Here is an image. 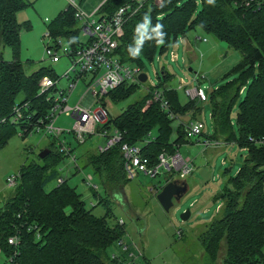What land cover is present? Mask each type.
Here are the masks:
<instances>
[{"label":"trees","instance_id":"16d2710c","mask_svg":"<svg viewBox=\"0 0 264 264\" xmlns=\"http://www.w3.org/2000/svg\"><path fill=\"white\" fill-rule=\"evenodd\" d=\"M128 1L103 0L97 11L108 14ZM25 5V0H0V147L15 124L19 125L21 136L27 135L29 123L43 116L48 107L43 94L37 93L36 82L41 74L49 73V67L39 66L25 73L17 57L19 31L28 24L18 23L14 13ZM147 14L152 25L161 23L167 34L160 52H165L170 40L175 42L178 34L197 26L239 53L238 77L212 88L204 100H208L210 107L212 133L203 135L221 138L224 143L235 140L246 156L235 173L227 177L219 193L218 211L205 223L198 239L210 261L215 259L217 247L222 244L224 254L219 264H264V146L249 139L264 135V0L254 5L252 1L244 4V0H213L211 4L208 0H161L159 4L143 0L122 24L115 48L121 60L141 66L138 57L129 55L128 46L133 43L136 24ZM75 22L73 8L68 4L45 28L55 36L63 31L75 37ZM155 44V40L146 41L143 54L150 58ZM4 47L11 51L9 60L2 57ZM167 74L170 75L161 71L160 85L166 83ZM137 86L120 84L109 91L108 97L118 100ZM162 91L172 112L185 111L188 118H197L202 106L195 103L201 100L188 98L180 104L175 89L167 86ZM148 94L146 91L108 120L120 132L116 144L103 151L84 148L78 152L80 166L89 169L102 188L103 195L91 191L96 203L106 208L102 215H94L65 178L55 182L58 176L62 177L59 164L64 159L56 143L59 137L51 136L45 145L49 151L43 157L38 156L40 162L19 166L15 184L8 186L13 190L0 205V252L7 264H107L106 259L118 264L106 254V249L125 233L123 224L117 220L109 224L107 220L110 212L107 202L110 196L122 193L126 179L118 144L149 139L141 142L140 151L149 163H154L161 149L171 154L179 144L189 141L180 119L175 138L170 141L173 118L160 110L157 102L144 105ZM14 102L27 103L18 122L11 121ZM233 106L236 137L230 118ZM65 142L73 151L74 145ZM50 182L55 183L46 188ZM9 237L15 238V243L8 244Z\"/></svg>","mask_w":264,"mask_h":264},{"label":"rangeland","instance_id":"374dc122","mask_svg":"<svg viewBox=\"0 0 264 264\" xmlns=\"http://www.w3.org/2000/svg\"><path fill=\"white\" fill-rule=\"evenodd\" d=\"M150 1L153 4H159L161 0ZM25 2L26 5L14 13V18L18 23L25 22L28 24V27L22 28L18 35L17 57L22 63V69L25 73H29L39 66H48L53 69L56 76H60L70 62L60 53L59 48H57L58 61L50 62L48 60L44 52V45L51 41L45 35V26L60 10L68 5V0H25ZM74 2L82 12L89 14L102 0H74ZM94 15L98 16L99 12L96 11ZM74 28H76V39L78 41L84 40L85 34L79 29L77 21ZM49 35L55 36L51 33ZM57 35H61L56 38L61 46H67L69 43L67 38L72 37L71 33L63 31ZM181 36L184 42L180 43L176 40L172 43L170 40L165 52H160L161 45L157 43L150 58L141 52L138 59L141 64L140 69L145 74L146 79L140 84L136 83L138 85L136 89L123 98L115 101L111 100L108 95L103 98V106L109 117H114L128 103L143 95L149 86L158 85L162 81L159 76L163 70L172 74H167L165 81L170 84L171 88L175 89L180 104L188 101L189 97L182 88L178 87L179 78H184L187 81L186 87L196 85L201 87L207 97L212 88L223 84L226 80L238 77L240 56L237 50L228 46L224 41L215 39L197 26L188 29L183 35L178 34V37ZM168 50L177 54L176 60H169ZM2 57L6 60L11 59V51L8 47L2 49ZM193 77H197L198 80L191 79L190 81V78ZM67 80L68 78L61 76L57 80L58 87H66ZM84 91L83 84L78 82L67 95L65 104L73 106L78 103ZM195 104L202 106L197 118L203 122V132L209 135L212 133V120L208 100L198 101ZM99 105L98 103L92 104V109ZM235 111L236 107L233 106L230 118L233 124L232 131L236 137L238 131L233 123ZM179 112V114L177 113L178 118H173L172 121L170 141L175 138L178 119L185 120L188 118V113ZM72 123L73 118L63 111L57 113L52 122L54 127L63 129L59 138L74 145V154L84 148L94 150L95 143L101 139L86 138L81 143V147L77 148L71 135L72 132L69 130ZM19 132V125L15 124L6 143L0 147V205L13 190L6 185L5 177L15 174L21 164L31 161L40 162L39 150L46 147L45 145L51 141V136L48 134L43 135L40 132L32 131L30 134L21 136ZM203 139L204 135L192 136L190 142H182L177 146V153L182 158L189 160L192 169L181 178L186 183V190L178 199H172V204L168 210H163L159 205L155 198V190H159L166 177L178 178L176 171L172 169L160 168L158 173L153 176L137 171L135 176L126 177L122 184L121 194L110 196V200L107 202L110 211L107 220L109 224H112L119 218L121 219L125 234L120 240L126 245V248L123 250L115 242L106 249L108 257L115 256L118 264H133L131 262L133 258L137 264L220 263L224 254L223 245L220 244L217 247L215 259L210 261L202 251L198 236L205 223L216 215L220 206L219 193L227 177L235 173L246 156V152L237 145L235 140L224 143L221 138L217 137L214 140L219 141L220 144L204 145ZM222 159L224 163H221ZM80 161L81 159L77 157L75 163L79 166H73L71 161L64 158L59 164V168L62 169L60 175L81 194L85 205L90 207L94 215H102L106 208L100 203L97 204L94 194L92 196L88 191L83 177L90 171L80 166ZM92 179L96 181L93 175ZM54 183L50 182L46 188ZM98 194L103 195L100 184ZM90 202H93V206L90 205ZM185 208H188L189 216L182 220L179 213ZM136 246L141 252L140 256H137ZM262 251L264 255V249ZM105 261L107 264H115L112 260L106 259ZM0 264H7L1 252Z\"/></svg>","mask_w":264,"mask_h":264},{"label":"built area","instance_id":"2783aa9c","mask_svg":"<svg viewBox=\"0 0 264 264\" xmlns=\"http://www.w3.org/2000/svg\"><path fill=\"white\" fill-rule=\"evenodd\" d=\"M143 0H130L117 6L111 13H100L95 16L97 7L94 8L89 14L82 12L74 0H68V4L73 8V16L79 23V29L85 34V39L78 41L75 37L67 38L68 45L61 46V43L57 41V36H50L48 30L45 31V35L50 38V43L44 45V52L50 62H56L59 59L57 54V48L70 62L66 69L60 76H56L53 69L49 67V73L41 74L37 78V93L43 94V97L48 102L47 110L43 116L36 117L30 124L26 134H30L32 131L40 132L43 135H50L56 139L59 137L63 129L54 127L52 122L56 114L63 111L65 114L73 118V123L69 129L72 133V137L78 144L83 143L86 138H100L101 141H97L94 145L96 151H103L116 144L120 140V132L115 128L108 120L112 117L107 115L104 108L103 98L108 95L109 91L120 84L137 83L140 84L138 74L141 72L140 66L134 65L130 62L120 59L115 51L117 46V38L121 33V27L125 19L131 15L142 3ZM253 5L258 3L259 0H244V4ZM180 41V38L177 39ZM73 42V44H71ZM167 55L170 61H174L177 58V54L168 50ZM48 67V66H47ZM68 78L66 87H58L57 80L61 77ZM198 80L197 77L190 78V81ZM78 82H81L84 86V93L82 94L79 102L73 106L65 104V100L70 91L76 86ZM187 81L184 78H179L178 87L182 88L184 93L189 98H196L198 100H205L206 95L201 87L198 85L193 87H186ZM149 92L144 103L149 104L151 102H157L160 110L164 111L168 117L177 118L170 107L167 99L163 95L162 87L158 85H152L146 88ZM100 104L98 107L92 109V104ZM27 106V103L19 104L14 102L11 121L18 122L22 118L23 107ZM26 117H28L26 115ZM24 125V123H22ZM183 130L186 138L190 141L192 136H200L204 134L203 122L198 118H187L182 121ZM20 133V132H19ZM147 137H151V133H147ZM253 141H257L264 146V135L257 138L249 137ZM149 139L144 138L135 144H129L126 141H121L119 145L120 152L123 157V169L127 178H131L136 175L137 171H142L151 176L158 173L160 168L166 170H175L178 178L175 180L181 181L186 174H188L192 166L187 158H182L176 151L168 154L165 150L161 149L157 153V161L149 163L147 158L141 154L140 144L147 142ZM188 141V142H189ZM142 142V143H141ZM59 145V150L64 153V158L71 161L73 166H77L75 160L76 154L69 150L68 144L64 139L56 140ZM204 145H216L219 141L214 140L204 135L202 140ZM220 144V143H219ZM224 163V160H221ZM17 173L7 175L5 177V183L7 186L15 184ZM62 177L56 178V183L60 182ZM83 180L86 186L92 191H98V182L92 179V174L87 173ZM172 180L170 177L165 178V182ZM164 182V183H165ZM154 188V187H153ZM155 190V189H154ZM157 190H155V193ZM194 200V199H193ZM191 203V202H190ZM93 205V202H90ZM122 223L121 219L117 221ZM178 233V231H177ZM8 244L15 243V238L9 237L7 239ZM118 245L124 250L126 245L121 240H118ZM136 248L137 256H140V250ZM115 258V256H111ZM133 264L135 259L131 260Z\"/></svg>","mask_w":264,"mask_h":264},{"label":"clouds","instance_id":"9594fccd","mask_svg":"<svg viewBox=\"0 0 264 264\" xmlns=\"http://www.w3.org/2000/svg\"><path fill=\"white\" fill-rule=\"evenodd\" d=\"M211 4L213 0H208ZM133 43L128 46L129 55L132 58L138 57L146 41L155 40L157 44L163 45L165 43L166 32L161 23L152 25L151 18L145 15L140 22H138L134 29Z\"/></svg>","mask_w":264,"mask_h":264},{"label":"water","instance_id":"95a60500","mask_svg":"<svg viewBox=\"0 0 264 264\" xmlns=\"http://www.w3.org/2000/svg\"><path fill=\"white\" fill-rule=\"evenodd\" d=\"M145 74L140 72L138 74V79L140 81H144ZM167 84H164L163 87H166ZM49 149L47 147L42 148L38 152L39 157H43ZM186 190V183L184 181H178L175 179L166 181L163 185H161L160 189L155 193V198L158 201L159 205L163 210H168V208L172 204V199H178ZM189 216L188 208L183 209L179 213V217L182 220L187 219Z\"/></svg>","mask_w":264,"mask_h":264},{"label":"crops","instance_id":"0c3cea01","mask_svg":"<svg viewBox=\"0 0 264 264\" xmlns=\"http://www.w3.org/2000/svg\"><path fill=\"white\" fill-rule=\"evenodd\" d=\"M102 1H103V0H102ZM96 7H97V6H96ZM96 7H95V8H96ZM178 38H180V43H183V42H184V39L182 38V36H181V37H177L176 40H177ZM177 41H178V40H177ZM184 61H185V59H184ZM141 72H142V71H141ZM167 73H169L170 75H172V74H171L170 72H168V71H167ZM145 79H146V77H145ZM145 79H144V80H145ZM164 84H167L166 87H167V86H170V84H168L167 82H166V83H163L162 85L158 84V86H160V87H162V88H166V87H163ZM170 87H171V86H170ZM173 113H174V112H173ZM174 114L177 115L176 113H174ZM177 118H178V116H177ZM186 119H187V118H186ZM182 121H184V120H180L179 122H182ZM77 156H78V153L76 154V157H77ZM77 166H79V165L77 164ZM181 181H184V180H181ZM86 187H87V186H86ZM186 188H187V186H186ZM87 189H88V191H89V192L91 193V195H92V192H91L92 190H90L88 187H87ZM124 230H125V229H124ZM124 234H125V233H124ZM136 247H137V246H136Z\"/></svg>","mask_w":264,"mask_h":264}]
</instances>
